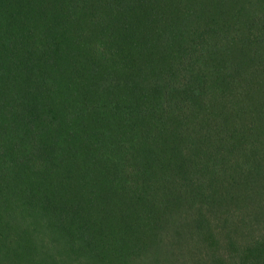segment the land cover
<instances>
[{"label": "trees", "instance_id": "trees-1", "mask_svg": "<svg viewBox=\"0 0 264 264\" xmlns=\"http://www.w3.org/2000/svg\"><path fill=\"white\" fill-rule=\"evenodd\" d=\"M155 247L264 264V0H0V264Z\"/></svg>", "mask_w": 264, "mask_h": 264}, {"label": "rangeland", "instance_id": "rangeland-1", "mask_svg": "<svg viewBox=\"0 0 264 264\" xmlns=\"http://www.w3.org/2000/svg\"><path fill=\"white\" fill-rule=\"evenodd\" d=\"M166 245H172L173 243H165ZM176 245H180L181 243H175ZM156 253H147V251H144V253H141L137 259H133L132 261L127 262L126 264H150L153 261L157 260L158 258H161L164 252L158 253L159 249L155 247ZM51 250V249H50ZM182 251V250H181ZM49 250L47 251L48 254ZM161 252V251H160ZM50 253V252H49ZM180 253V252H178ZM155 254V256H154ZM184 254V253H183ZM50 262V259L48 260Z\"/></svg>", "mask_w": 264, "mask_h": 264}]
</instances>
